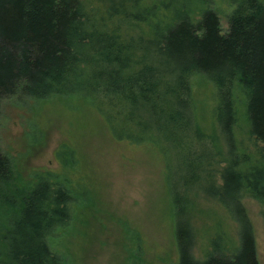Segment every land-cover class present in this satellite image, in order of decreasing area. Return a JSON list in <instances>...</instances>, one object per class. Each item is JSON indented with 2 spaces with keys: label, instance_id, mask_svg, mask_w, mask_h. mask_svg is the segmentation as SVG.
Returning a JSON list of instances; mask_svg holds the SVG:
<instances>
[{
  "label": "trees",
  "instance_id": "1",
  "mask_svg": "<svg viewBox=\"0 0 264 264\" xmlns=\"http://www.w3.org/2000/svg\"><path fill=\"white\" fill-rule=\"evenodd\" d=\"M230 3L224 35L211 0H0V103L18 93L35 100L84 96L116 143L162 141L193 154L189 171L207 164L204 179L183 178L171 199L177 264H260L243 198L258 201L264 218V0ZM195 76L216 90L209 132L196 114ZM240 115L252 150L238 139ZM73 150L58 151L61 171L32 186L19 212L10 205L0 264H68L51 242L85 205L81 188L89 192L75 178ZM10 180L0 151V188ZM196 184L238 225L236 248L216 238L202 260L193 255L192 209L200 195L189 193Z\"/></svg>",
  "mask_w": 264,
  "mask_h": 264
},
{
  "label": "rangeland",
  "instance_id": "2",
  "mask_svg": "<svg viewBox=\"0 0 264 264\" xmlns=\"http://www.w3.org/2000/svg\"><path fill=\"white\" fill-rule=\"evenodd\" d=\"M211 2L225 35L232 11L230 0ZM193 20L198 24L201 14L197 12ZM192 81L198 121L209 132L215 122L216 90L202 76ZM0 106V151L11 166V180L0 188L7 201L0 203V229L5 231L13 217L10 205L19 212L32 186L61 171L57 153L71 146L75 152L72 157L78 161L79 175L75 178L82 180L89 192L81 188L86 203L77 208L71 227L51 242L54 251L68 264L178 263L171 199L183 178L199 175L204 179L207 164L189 171L187 163L193 154L162 141L141 146L116 143L84 96L35 100L18 93L3 98ZM237 132L240 143L252 150L254 140L241 115ZM202 152L198 149L197 156ZM216 176L218 182L219 171ZM189 194L200 195L192 209L196 233L193 255L204 259L212 241L219 237L224 247L236 248L239 238L235 220L219 203L206 197L199 184ZM243 206L253 227L259 263L264 264L262 206L247 196ZM3 252L0 245V254Z\"/></svg>",
  "mask_w": 264,
  "mask_h": 264
}]
</instances>
